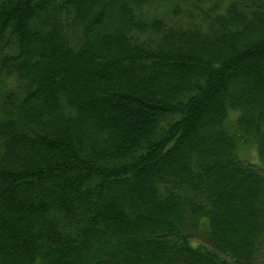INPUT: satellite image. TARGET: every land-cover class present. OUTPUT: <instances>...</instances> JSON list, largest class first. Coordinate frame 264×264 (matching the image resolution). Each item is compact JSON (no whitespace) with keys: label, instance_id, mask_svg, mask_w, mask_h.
Wrapping results in <instances>:
<instances>
[{"label":"trees","instance_id":"16d2710c","mask_svg":"<svg viewBox=\"0 0 264 264\" xmlns=\"http://www.w3.org/2000/svg\"><path fill=\"white\" fill-rule=\"evenodd\" d=\"M0 264H264V0H0Z\"/></svg>","mask_w":264,"mask_h":264},{"label":"rangeland","instance_id":"374dc122","mask_svg":"<svg viewBox=\"0 0 264 264\" xmlns=\"http://www.w3.org/2000/svg\"><path fill=\"white\" fill-rule=\"evenodd\" d=\"M242 155L248 159L250 162H257L258 160V154H257V151L250 147V148H243L242 150Z\"/></svg>","mask_w":264,"mask_h":264}]
</instances>
